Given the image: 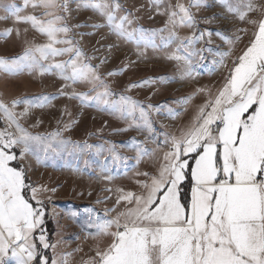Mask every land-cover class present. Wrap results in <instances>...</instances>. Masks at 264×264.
<instances>
[{"label":"snow or ice","instance_id":"1","mask_svg":"<svg viewBox=\"0 0 264 264\" xmlns=\"http://www.w3.org/2000/svg\"><path fill=\"white\" fill-rule=\"evenodd\" d=\"M155 2L159 4V0ZM202 3L203 0H190L185 5L177 0L165 12V27L150 31L133 27V13L119 15L123 11L119 0L77 4V8L91 7L105 17L106 25L93 27L107 26L118 39L135 44L138 60L147 58L149 48L157 50L153 38L167 31V37H160V47L176 44L175 52L166 58L177 62L181 79H191L194 73L190 58L199 53L189 51V47L203 39L205 32L182 38L175 29L192 27L196 21L191 8H199ZM222 3L229 13L251 26L248 43L215 94L206 87L196 89L193 95L206 93L207 98L178 135L165 134L163 144L167 150L159 145L156 150L138 149V161L143 156H154L158 150L162 154L154 172L137 173L144 177L136 181L138 191L116 189V204H122L123 210L98 225L97 235L110 237V241L97 245L88 264H264V4L256 0H240L236 6L228 0ZM29 7L33 14L22 15ZM36 10L42 11L36 15ZM5 11L9 15L0 19L13 17L15 24H29L47 42L26 41L22 55L10 60L0 58V70L11 73L27 68L41 76L54 74L65 82L59 95L79 99L82 104L108 103L105 97L112 95L109 85L96 68L83 62L81 49L67 36L70 28L63 22L70 11L68 0H23V6L13 3ZM13 30L20 34L19 28H10L4 35ZM248 31L236 29L235 40L215 32L230 46L229 51L218 53L221 66L232 54L231 46L241 39L240 33ZM206 34L211 44L214 33ZM61 44L67 46L56 47ZM181 52L184 55H179ZM65 55L67 60L56 59ZM159 79L163 82L165 78ZM81 82L91 85L89 92L66 91ZM155 82L149 78L128 85V90ZM55 98H0V120L4 123L0 128V264H63L56 257V244L49 243L43 234L45 209L37 193L45 189L27 182L28 169L23 163L32 154L34 143L54 139L59 133L32 135L20 122L32 108L45 107ZM191 99L186 97L180 103L187 104ZM20 106L23 110L17 112ZM110 107L128 113L139 109L145 126L150 128L146 108L152 105L145 107L121 95ZM59 143L66 145L70 141ZM13 162L19 166H13ZM104 179L112 177L106 175ZM29 192L39 206L30 202ZM48 249H52L51 257L46 254Z\"/></svg>","mask_w":264,"mask_h":264},{"label":"rangeland","instance_id":"2","mask_svg":"<svg viewBox=\"0 0 264 264\" xmlns=\"http://www.w3.org/2000/svg\"><path fill=\"white\" fill-rule=\"evenodd\" d=\"M93 2L98 0H68L70 11L63 23L70 28L68 38L73 39L75 47L81 49L83 62L96 68L109 85L112 95L105 97L107 104L96 101L82 104L79 99L59 95L58 90L65 82L54 74L41 76L27 68L11 73L0 70V98L10 100L17 97L33 99L43 95L56 96L45 107L32 108L27 118L20 122L32 135L59 133L54 139L34 143L32 154L23 163L28 169L27 182L38 189H45L37 193V199L43 201L45 209L43 234L46 239L49 236V243L56 244V257L63 260V264H88L93 257L83 259L82 253L72 251L87 248L93 236H96L95 241L100 246L110 241V237L98 236L97 230L99 224L114 219L123 210L122 204H116V189L138 191L136 181L144 177L137 173L154 172L158 157L162 154L158 150L154 156H143L138 161V149L156 150L159 145L167 150L163 144L165 134L178 135L180 129L191 123L198 106L207 98L206 93H193L198 88L206 87L215 94L252 32L250 25L227 11L222 0H203L199 8H191L196 23L192 27L180 26L175 29L182 38L199 36L205 32L203 39L189 47V51L199 53L190 58L194 78L181 79L177 62L166 58L175 52L176 44L160 47V37H167V31L162 34L158 32L153 38L157 50L149 48L147 58L138 60L135 44L118 39L107 26L93 27L97 24L106 25L105 17L91 7L77 8V4ZM180 2L188 5L190 0ZM228 2L236 6L240 0ZM256 2L264 4V0ZM13 3L23 6V0H0V17L9 15L5 9ZM119 3L123 9L119 15L133 13L136 19L133 27L150 31L165 27L168 19L165 12L177 0H159V4L155 0H119ZM41 11L36 10L35 14L39 15ZM21 14H33V9L29 7ZM250 15L256 18L255 14ZM10 28H19L20 34L17 35L13 30L4 35L5 30ZM238 28H247L249 31L247 34L240 33L241 39L231 46L232 54L224 59V66H221L218 53L229 51L230 46L215 32L235 40ZM207 31L214 33L211 44L207 43ZM26 41L42 44L47 42V38L29 24H15L13 17L0 19V58L10 60L22 55L27 46ZM109 45L113 47L109 48ZM56 59L67 60L68 56ZM109 72L116 74L108 76ZM149 78H154L156 82L128 90V85ZM159 78L165 79L162 82ZM90 88L91 85L81 82L72 84L66 91L87 93ZM121 95L131 97L145 107L149 104L153 106L151 109L146 108L150 128L145 126L139 109L128 113L110 107ZM189 96L192 99L187 104L180 103ZM22 110L23 106L16 109L17 112ZM0 121L2 128L4 123ZM61 140L70 143L61 145ZM13 166L19 165L13 162ZM106 175L112 179H104ZM27 195L34 206H39L31 200L30 192ZM111 230L115 231V228ZM39 234L38 230L36 235ZM46 254L51 257L52 249L46 250Z\"/></svg>","mask_w":264,"mask_h":264},{"label":"crops","instance_id":"3","mask_svg":"<svg viewBox=\"0 0 264 264\" xmlns=\"http://www.w3.org/2000/svg\"><path fill=\"white\" fill-rule=\"evenodd\" d=\"M47 239H49V236H47ZM96 236H93L89 241H88V245H87V248H83L81 250H77V251H72V252H75V253H82L81 254V257L84 259H87L89 260L91 257H94V254H95V251H96V247L97 244L96 243ZM87 242V241H86ZM48 255V254H47Z\"/></svg>","mask_w":264,"mask_h":264},{"label":"trees","instance_id":"4","mask_svg":"<svg viewBox=\"0 0 264 264\" xmlns=\"http://www.w3.org/2000/svg\"><path fill=\"white\" fill-rule=\"evenodd\" d=\"M0 126H2V123H1V121H0ZM1 128V127H0Z\"/></svg>","mask_w":264,"mask_h":264}]
</instances>
